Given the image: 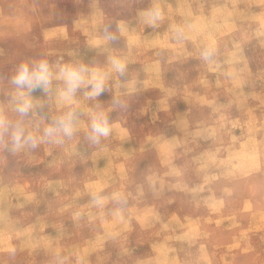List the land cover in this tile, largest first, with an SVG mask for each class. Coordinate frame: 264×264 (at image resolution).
I'll return each instance as SVG.
<instances>
[{
    "label": "rangeland",
    "instance_id": "1",
    "mask_svg": "<svg viewBox=\"0 0 264 264\" xmlns=\"http://www.w3.org/2000/svg\"><path fill=\"white\" fill-rule=\"evenodd\" d=\"M155 5L153 27L142 13ZM40 59L108 71V90L68 104L54 80L31 94L28 131L69 108L77 131L0 150V264H264V0H0V114L12 122L10 78ZM97 106L112 131L93 144Z\"/></svg>",
    "mask_w": 264,
    "mask_h": 264
},
{
    "label": "clouds",
    "instance_id": "2",
    "mask_svg": "<svg viewBox=\"0 0 264 264\" xmlns=\"http://www.w3.org/2000/svg\"><path fill=\"white\" fill-rule=\"evenodd\" d=\"M142 18L146 24L155 27L163 19V13L159 5H155L142 13ZM186 34L183 28L175 29V39L183 40ZM104 41H114L117 39L115 34L104 29ZM201 58L205 61L212 60L214 49L210 46L204 48ZM111 70L123 77L127 71V64L118 57L110 58ZM110 72L101 68H91L82 63H61L57 61L50 64L46 59L38 61L24 62L18 65L15 74L10 78V83L14 86V92L11 101L14 105V111L19 119L15 122L8 120L3 114H0V150L16 154L24 149L35 150L42 143L60 144L64 139H71L77 131L78 112L75 108L61 115L52 117L51 122L40 131L39 125H36L35 132L28 131L24 125V118L28 117L36 105L33 103L31 94L37 90L48 93L52 89L53 81H62L63 87L59 91L61 100L72 104L77 92L84 89V96L89 99H95L108 90V81ZM114 106H124L123 101L114 98ZM91 111L90 130L87 133V139L93 144H99L102 138L111 134L112 128L108 114L99 109ZM93 204L103 207L106 197L102 195L101 189H96L91 193ZM114 204L119 206L120 210L127 204V197L123 193H113L111 197ZM14 255L15 250H10ZM59 264H63L64 257L57 254Z\"/></svg>",
    "mask_w": 264,
    "mask_h": 264
}]
</instances>
